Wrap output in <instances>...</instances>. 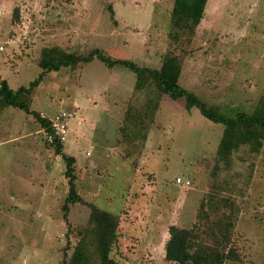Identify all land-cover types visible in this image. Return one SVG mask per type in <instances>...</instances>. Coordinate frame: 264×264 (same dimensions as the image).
<instances>
[{
    "label": "rangeland",
    "instance_id": "rangeland-1",
    "mask_svg": "<svg viewBox=\"0 0 264 264\" xmlns=\"http://www.w3.org/2000/svg\"><path fill=\"white\" fill-rule=\"evenodd\" d=\"M171 5L0 0V79L13 91L26 87L40 73V51L51 47L79 56L98 50L157 70L163 54L179 53L166 37ZM185 50L177 80L182 89L225 117L251 113L264 95V0H207ZM134 81L123 66L93 59L75 70L48 72L30 99L22 98L45 118L77 111L62 151L74 158L81 200L118 218L109 258L173 264L163 259L167 227L189 228L214 182L239 208L231 235L239 261L223 264H264V141L257 156L239 149L229 170L211 180L194 164L214 155L222 126L194 107L187 112L183 99L156 102L154 93L135 91ZM47 143L32 115L0 111V264H61L79 245L97 259L88 208L68 205L63 219L65 164Z\"/></svg>",
    "mask_w": 264,
    "mask_h": 264
},
{
    "label": "trees",
    "instance_id": "trees-1",
    "mask_svg": "<svg viewBox=\"0 0 264 264\" xmlns=\"http://www.w3.org/2000/svg\"><path fill=\"white\" fill-rule=\"evenodd\" d=\"M206 2L207 0H172L166 37L174 49H179V53L175 54L173 50H169L163 54L157 70L139 68L126 60L107 58L98 50H93L85 56H79L66 53L58 47H51L40 51L37 62L40 73L37 79L29 82L26 87H19L13 91L6 81L0 79V111L10 107L32 115L44 134L52 136L51 142L47 143V148L53 149L54 155L59 156L65 164L63 176L67 179V196L61 207L64 221L66 222L68 205L80 204L89 210V232L93 239L97 259H91L84 248L79 245L73 250L71 258L63 255L61 264H116L109 258V252L116 243L115 231L118 218L81 200L74 184L75 175L72 168L74 158L63 153L62 142H59L52 134L50 118L30 111L27 102L22 100L25 96L30 99L29 95L48 72H57L59 69L75 70L79 65L81 67L97 59L106 67L120 65L128 69L135 75L134 90L139 92L148 90L147 94L154 93L156 102L159 97L173 101L183 99L184 109L187 112L194 107L203 118L211 123L220 124L223 128L214 155L209 158L199 157L194 164L195 170L208 171L211 180L215 179L221 170H229L232 158L239 149L243 148L252 156H257L260 152L264 141V95L251 113L238 112L229 118L219 114L217 108L206 107L177 84L181 70V58L188 53L185 49L190 45L194 32L203 17ZM12 16L16 20V9L13 10ZM157 107L158 105L155 104L154 113ZM179 180L180 183H175L181 184L182 181ZM210 187L208 198L205 202H200L194 223L189 228H179L174 225L167 227V239L163 245L165 262L223 264L225 261H239L236 250L231 246V235L239 208L233 199L221 196V189L216 183H211Z\"/></svg>",
    "mask_w": 264,
    "mask_h": 264
},
{
    "label": "built area",
    "instance_id": "built-area-1",
    "mask_svg": "<svg viewBox=\"0 0 264 264\" xmlns=\"http://www.w3.org/2000/svg\"><path fill=\"white\" fill-rule=\"evenodd\" d=\"M72 115H74V112L72 111H60L49 119L52 134L57 137L59 142H63L65 139L69 120L71 119ZM44 136L46 141L50 143L52 140V136L46 133L44 134ZM175 181L176 183H180V180L178 178H176ZM185 185H187V182H185Z\"/></svg>",
    "mask_w": 264,
    "mask_h": 264
},
{
    "label": "crops",
    "instance_id": "crops-1",
    "mask_svg": "<svg viewBox=\"0 0 264 264\" xmlns=\"http://www.w3.org/2000/svg\"><path fill=\"white\" fill-rule=\"evenodd\" d=\"M71 111V110H70ZM72 112H74V115L73 116H76V110H72ZM40 139V138H39Z\"/></svg>",
    "mask_w": 264,
    "mask_h": 264
}]
</instances>
